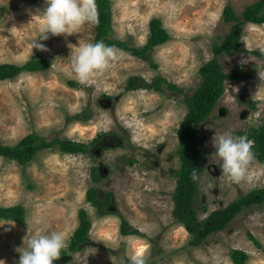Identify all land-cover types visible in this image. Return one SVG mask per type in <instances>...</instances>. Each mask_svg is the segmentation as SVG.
<instances>
[{"label": "rangeland", "instance_id": "rangeland-1", "mask_svg": "<svg viewBox=\"0 0 264 264\" xmlns=\"http://www.w3.org/2000/svg\"><path fill=\"white\" fill-rule=\"evenodd\" d=\"M109 1L111 37L141 47L154 17L161 19L170 37L149 55L156 67L119 49L118 60L106 72L82 85L71 73L69 45L92 43L93 22L71 35L49 34V39L40 41L47 49L41 51L31 46L42 23L33 14L46 7L45 0H0V64L20 65L35 58L50 61L44 71L22 72L0 81V144L14 145L30 133L47 141L57 138L85 144L106 133L114 137L91 143L93 155L64 153L52 146L39 150L27 165L0 156V206L19 204L25 209L22 223L0 226V260L16 264L17 248L23 247L26 236L62 231L68 251L60 258L64 264H121L127 260L125 237L146 245V262L233 264L230 251L240 249L248 255L245 264H264V203L243 209L225 229L200 245H189L191 235L172 214L179 167L177 129L187 110L184 93L165 84L162 93L125 88L130 76L146 82L161 76L192 94L200 83L198 68L214 57L213 44L232 25L223 20V8L230 4L240 13L256 0ZM241 32L242 50L220 54L216 60L224 72L242 66L253 75L225 80L213 110L195 126L204 150L198 156L203 166L195 195L198 219L264 187V162L254 156L248 175L235 179L220 168L212 144L215 132L235 129L239 134L264 121V23L245 22ZM77 113L82 118H70ZM125 121H132L134 128ZM92 167L97 168V182L91 180ZM89 187H98L101 199L111 193L105 214L99 215L86 200ZM81 209L91 222L89 241L81 250L70 252L68 244ZM122 218L138 234L122 235ZM4 222L0 219V224Z\"/></svg>", "mask_w": 264, "mask_h": 264}, {"label": "trees", "instance_id": "trees-1", "mask_svg": "<svg viewBox=\"0 0 264 264\" xmlns=\"http://www.w3.org/2000/svg\"><path fill=\"white\" fill-rule=\"evenodd\" d=\"M95 3L97 19L93 22L94 37L92 43L103 41L107 45L128 51L137 58L149 60L151 67H156V64L150 61L149 55L155 46L165 43L170 37L162 25L161 19L155 17L150 19L148 25L149 32L145 44L141 47H135L127 40L111 37L112 11L110 1L95 0ZM222 17L225 22H232V25L227 34L220 39V42L213 44L212 51L214 57L198 68L200 83L192 94L183 92L182 88L167 82L161 76H156L152 82H146L140 76H130L125 85L126 90L143 87L152 88L162 93L164 92L162 84H165V87L170 90L176 91L177 93H184L183 102L187 110L177 129V135L179 137V167L176 171L177 179L173 193L172 214L177 222L181 223L189 232L191 235L189 245L194 247L203 243L209 235L225 229L235 215L243 209L264 203V187H262L240 195L225 207L211 211L203 219H198L196 213L195 195L198 179L194 181L192 179V173L195 171L197 176H200L203 166L198 162V156L204 150L202 138L195 126L204 121L213 110L217 99L223 93L225 80L246 79L253 75V71L246 73L242 66L234 68L229 72H224L216 58L223 53L232 54L242 50V47H240L242 26L245 22L264 23V0H256L248 4L240 13L236 12L232 5L227 4L222 10ZM49 66L50 61L44 58L30 59L20 65L1 63L0 81L13 79L22 72L44 71ZM69 84L75 86V82L73 81H70ZM83 117L86 118L88 116L85 115ZM70 118L80 119L82 117L80 113H77ZM238 132L245 133L246 131L239 130ZM246 133L248 138L253 141L254 156L257 160L264 162V122L257 128L247 130ZM101 137L102 135H98L89 144H85L69 139L57 138L47 141L35 133H30L22 137L14 145L0 144V156L15 160L21 165H27L33 157H36V153L39 150L52 146H56L64 153H89L93 155L91 143L93 145ZM91 180L93 182L99 180L96 167L91 168ZM98 191V187H89L86 191V200L96 208L99 215H103L106 213V207L111 203V193H104V198L101 199ZM78 218L79 224L73 231L68 244V250L70 252L81 250L83 245L89 241L88 232L91 228V222L85 210L81 209L78 211ZM0 219L6 221L15 220L17 223H22L25 219V209L19 204L0 206ZM119 231L122 235L138 234V230L132 228L124 218L121 219ZM249 237L258 245L253 235L249 233ZM67 254L68 251L64 249L61 252V257ZM230 258L233 264H245L248 255L240 249H232L230 251ZM54 264H64V261L62 262V260L58 259L54 261ZM146 264L160 263L151 260L147 261Z\"/></svg>", "mask_w": 264, "mask_h": 264}, {"label": "clouds", "instance_id": "clouds-1", "mask_svg": "<svg viewBox=\"0 0 264 264\" xmlns=\"http://www.w3.org/2000/svg\"><path fill=\"white\" fill-rule=\"evenodd\" d=\"M45 5L42 11L33 14V17L42 20L39 35L31 41L33 49L46 51L45 45L40 41L49 39V34L71 35L83 24L97 19L95 0H45ZM69 47L72 49L71 73L82 85L88 84L94 75L106 72L113 62L118 60L120 52L115 46L107 45L103 41ZM125 123L127 127L134 128L132 121ZM212 144L215 154L220 158L219 166L226 174L235 179H242L248 175L254 153L253 141L248 138L246 132L238 134L235 129L215 132ZM192 179L194 181L198 179L195 171L192 173ZM5 224L14 226L15 220H8L0 226ZM124 240L128 245V252L127 260L121 264H146V245L133 237H125ZM66 247L67 238L62 231L26 236L23 247L17 248L20 255L16 264H54V261L60 259L61 252ZM0 264H5V261L0 260Z\"/></svg>", "mask_w": 264, "mask_h": 264}, {"label": "flooded vegetation", "instance_id": "flooded-vegetation-1", "mask_svg": "<svg viewBox=\"0 0 264 264\" xmlns=\"http://www.w3.org/2000/svg\"><path fill=\"white\" fill-rule=\"evenodd\" d=\"M250 106H251V107H254V105H252V104H251ZM263 122H264V121H263ZM260 124H261V123H260ZM260 124L257 125V126H250V127L248 128V130L251 129V128H257V127L260 126ZM107 137H109V138H111V139L114 138V137L112 138L111 136L105 135V136H102L101 139H100L99 141H102V140L105 141V139H107ZM113 140H114V139H113ZM107 144H111V145H112V143H108V141H107Z\"/></svg>", "mask_w": 264, "mask_h": 264}, {"label": "water", "instance_id": "water-1", "mask_svg": "<svg viewBox=\"0 0 264 264\" xmlns=\"http://www.w3.org/2000/svg\"><path fill=\"white\" fill-rule=\"evenodd\" d=\"M101 194V193H100Z\"/></svg>", "mask_w": 264, "mask_h": 264}]
</instances>
